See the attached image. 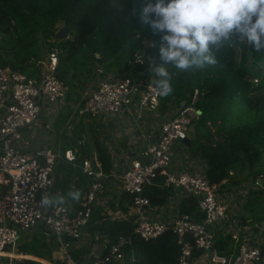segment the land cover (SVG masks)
Returning <instances> with one entry per match:
<instances>
[{
  "label": "trees",
  "instance_id": "obj_1",
  "mask_svg": "<svg viewBox=\"0 0 264 264\" xmlns=\"http://www.w3.org/2000/svg\"><path fill=\"white\" fill-rule=\"evenodd\" d=\"M142 3L143 0H0V67H9L38 79L41 62L50 49L57 46L60 51L57 76L68 87L67 104L78 89L85 90L98 74L102 80L113 75L156 84L158 77L152 73L150 65L152 57L160 62L158 49L162 34L153 33L150 26L131 15L133 6L139 10ZM61 26L68 27L69 38L55 41ZM147 41L149 45H146ZM228 47L231 50L227 52ZM253 51L250 46L233 39L215 53V65L188 72L168 65L173 92L167 97L160 96L158 109L160 118L182 106H193L199 112L192 125L191 145L187 150L194 159H199L211 182L216 183L212 172L216 169L218 155L236 158L221 175L225 178L221 190L240 186L246 190L239 197L243 204L237 211L240 214L242 210L244 214L238 217L235 213V219L239 224L251 227L264 222V168L261 165L264 154V52ZM239 56L241 62L235 66L233 61ZM248 56L250 60L246 62ZM138 57L142 63L137 61ZM255 68L257 74L253 76ZM237 99L245 102L247 117L253 116V119L231 126L228 121L232 104ZM75 117L77 114L72 116L68 109L56 122L58 131L64 129L62 133L66 139L61 146L62 153L69 148L78 149L77 168L70 163H61L68 169L61 183L62 199L71 190L72 171L77 176L75 187L80 191V198L90 187L92 180L78 165L82 159L92 156V149L102 163L104 173L113 171L109 145L103 141L95 120L86 115L77 122ZM69 121L75 124L71 139L65 130ZM83 138L87 146L78 145V140ZM164 180V176H159L154 180L159 186L154 184L145 188L144 194L152 206H165L179 192L162 186ZM259 181L263 183L259 184ZM243 183L248 186L244 187ZM119 204L126 211L132 204L131 197L125 194ZM178 208L181 214L192 219H203L195 198L184 197ZM103 212L101 206L94 208L88 227L91 233L96 229L107 240L108 246L121 236H131V244L124 249L126 264L133 256L134 264H178L180 246L171 231L147 241L133 234V219L110 220ZM51 244L41 235H35L19 243L18 250L55 264L51 261ZM237 248L230 235L221 231L216 234L215 249L219 254L234 255ZM86 253L88 249H76L72 256L79 258ZM202 254L197 250L195 257ZM0 259V264H9ZM25 264L42 263L27 260Z\"/></svg>",
  "mask_w": 264,
  "mask_h": 264
},
{
  "label": "built area",
  "instance_id": "obj_2",
  "mask_svg": "<svg viewBox=\"0 0 264 264\" xmlns=\"http://www.w3.org/2000/svg\"><path fill=\"white\" fill-rule=\"evenodd\" d=\"M59 54L57 46L50 49L40 64L38 79L0 67V258L25 264L28 259L12 258L8 254H22L18 250L19 241L37 228L53 238L64 252L55 264H82L71 257L70 243L83 244L87 240L94 208L106 204V188L119 184L121 191L131 197L133 234L148 241L171 231L180 246L178 264H264V222L251 227L235 219L239 197L246 190L241 186L221 190L222 184L211 182L197 160L174 168L176 153L187 150L184 141L190 138L199 115L193 106H182L159 117L157 129L151 127L137 157L122 168L108 174L96 157L82 159L78 166L92 183L83 192L77 210L71 211L58 203L41 205L42 195L53 189L61 155L47 147L26 150L24 132L39 121L44 106L50 112L65 106L68 87L57 76ZM137 61L142 63L140 57ZM159 104L160 94L154 82L112 76L97 83L76 114L77 119L86 115L96 120L119 117L141 129L147 117L157 115ZM74 129L75 124L69 121L65 128L69 139L73 138ZM77 143L86 145V140ZM62 157L77 166V147L67 149ZM159 176L165 177L162 186L178 190L182 199L195 198L203 219L197 221L180 213L171 220L149 219L146 211L153 206L144 194L145 188L159 184L154 181ZM220 231L231 236L238 246L237 254L225 256L215 249L216 234ZM131 242V236H121L110 246L106 241L104 252L93 257V264H126L124 249ZM8 247L12 251H7ZM197 250L203 254L195 257ZM135 261L133 256L128 264Z\"/></svg>",
  "mask_w": 264,
  "mask_h": 264
},
{
  "label": "clouds",
  "instance_id": "obj_3",
  "mask_svg": "<svg viewBox=\"0 0 264 264\" xmlns=\"http://www.w3.org/2000/svg\"><path fill=\"white\" fill-rule=\"evenodd\" d=\"M131 15L162 34L160 62L152 57L150 65L162 97L173 92L168 65L183 72L215 65V53L233 39L256 53L264 52V0H143L139 10L133 6ZM70 195L74 201L80 198L79 191ZM51 203L43 194L41 205Z\"/></svg>",
  "mask_w": 264,
  "mask_h": 264
},
{
  "label": "crops",
  "instance_id": "obj_4",
  "mask_svg": "<svg viewBox=\"0 0 264 264\" xmlns=\"http://www.w3.org/2000/svg\"><path fill=\"white\" fill-rule=\"evenodd\" d=\"M231 50L230 47L227 48V52ZM242 57H235V62L233 61V64L235 66H238L241 62ZM50 110V109H49ZM43 111V109H42ZM61 111V110H60ZM52 112V111H51ZM48 116L50 117V122H44L40 124V122H37L34 124V126L30 129H25L24 137L27 139V143L25 144L26 150H36L41 148H50L57 154L61 155V158L63 156V153L61 151L63 142H59L57 137L62 136L60 134L61 131L64 129H60L58 131V128L56 126V122L61 115V113L56 115H49L51 114L50 111L47 112ZM158 115L151 114L149 117H147L142 124L141 129L134 128L131 122H125L127 127V132H124V130H121L122 133L115 132L116 123L119 122V117H109L105 121V127L108 129L107 133L102 134L100 127L99 131L101 132L103 141L109 145L110 153L113 158V171L117 170L118 168H122L124 165L127 164V162L137 157L139 153V148L141 147L142 143L145 140L146 135L150 132L151 127H154L157 129V121H158ZM113 119L116 120V122H113ZM153 128V129H154ZM124 129V128H123ZM44 130L49 131L47 133V137ZM54 130V132H51ZM56 131L59 133L58 136L56 134ZM50 134V135H48ZM64 136V135H63ZM74 138V137H73ZM34 139V141H33ZM34 142V143H32ZM92 158L96 157L95 151L92 149ZM97 158V157H96ZM188 150L184 151V156L180 159L175 158L174 161V168L179 169L180 166L178 164H182L183 166L186 164L189 160H197V158H193ZM65 162L68 163L66 160L61 159L57 162V166L55 169V177L58 178V185L56 189H52L50 192H48V196L52 200V203H58V201L62 197V190H61V183L64 178V176L67 174L68 169L66 167L61 166V163ZM73 166V165H72ZM74 168H77L76 166H73ZM187 166H185L186 168ZM80 168V167H79ZM81 169V168H80ZM72 178H71V185H70V192L64 195L62 204L63 206L67 207L71 211H75L79 207L80 198L78 201H74L72 196L70 195L73 191H78L75 187V182L77 181V176L74 174V171ZM80 192V191H79ZM106 195H107V201L106 204L101 205L103 209V213L107 218L110 220H130L133 219L132 212L130 209V206L125 211L120 208L119 200L124 196L125 194L121 191V186L119 184H114L112 187L106 188ZM183 200L178 193L176 195L172 196L171 199L168 201V203L165 206L158 207L153 206L157 208L151 207V210L146 211V216L153 220V217H158L159 213L162 212L161 217H159V220L155 221H163V220H171L173 219L177 214H179V203ZM60 204V203H58ZM181 214V213H180ZM93 228V227H92ZM87 240L83 244H76L72 242L70 243L69 252L73 259L79 261L82 264H93V257L95 255H100L104 252V245L107 241L96 229L93 233H91L89 227H87ZM49 242H51V248H53V258L55 260H61L64 256V252L60 250V248L57 245V249L53 247V238H50ZM88 249V253H86L83 256H80L79 258H75L72 256V252L76 249ZM56 255L58 258H56Z\"/></svg>",
  "mask_w": 264,
  "mask_h": 264
},
{
  "label": "rangeland",
  "instance_id": "obj_5",
  "mask_svg": "<svg viewBox=\"0 0 264 264\" xmlns=\"http://www.w3.org/2000/svg\"><path fill=\"white\" fill-rule=\"evenodd\" d=\"M68 38H69V36H68ZM253 52H255V51H253ZM248 60H250V57L248 56V59L246 60V62H248ZM256 74H257V69L255 68V69H253L252 70V75L253 76H256ZM113 75H110V76H108L109 78L110 77H112ZM256 78H258L259 79V77H256ZM103 78H102V76H100L99 74L96 76V79H95V81L93 82H91L90 83V86L89 87H87L85 90H81V89H78L77 91H76V94H74L73 96H72V100L67 104V100H66V103H65V106H63L62 107V109H58V108H54L53 110H51L52 112H50L51 114H49V115H56V114H59V113H61L63 116H64V114H66L67 113V111H68V109H70L71 110V115L73 116L74 114H76V112H77V110H78V108L80 107V106H82V104H83V102H84V100L86 99V97H87V95L89 94V92L91 91V90H93V88H95L96 86H97V83L99 82V81H101ZM105 80V79H104ZM96 85V86H95ZM95 86V87H94ZM68 96V95H67ZM47 112H49V108H48V106H44L43 107V111H42V113H41V116H40V119H39V121L38 122H40V124H42V123H44V122H50V117L48 116V113ZM248 114V108H247V106H246V104H245V102L244 101H242V100H235L234 102H233V104H232V112H231V116L229 117V123H230V125L231 126H236V125H238V124H241V123H245V122H247L248 120H251V119H253L252 117H250V118H248L247 115ZM157 115H158V113H157ZM76 118V120L75 121H79L80 119H77V117H75ZM248 118V119H247ZM94 119V118H93ZM120 120H119V122L118 123H116V128H115V132H117L118 134L119 133H122V134H124L121 130H124V132H127L128 130H127V127H126V124H125V119H123V118H119ZM95 120V123H96V126L98 125L99 127H100V130H101V132H102V134H106L107 133V131H108V129H106V127H105V121H106V119L105 118H99V119H94ZM113 122H116V120L115 119H113ZM67 124V123H66ZM66 124H65V127H66ZM98 126H97V128H98ZM124 128V129H123ZM99 129V128H98ZM44 131H46L45 132V134H46V136L45 137H47V133L49 132V131H47V130H44ZM51 132H54V130H52ZM100 132V131H99ZM56 134H57V136H58V132L56 131ZM60 134H62V131L60 132ZM48 135H50V134H48ZM76 137V136H75ZM57 139H58V141L59 142H63L64 141V136L62 135V136H58L57 137ZM77 139V138H76ZM85 139V138H84ZM66 140V139H65ZM86 140V139H85ZM33 141H34V139H33ZM27 143V139H25L24 140V143H23V146L25 145ZM32 143H34V142H32ZM62 144V143H61ZM87 146V145H86ZM73 148H76V147H73ZM72 148V149H73ZM180 148L181 149H183L184 148V146L183 145H181L180 146ZM69 149H71V148H69ZM62 151V150H61ZM66 151V150H65ZM91 152H92V150H91ZM189 152V151H188ZM64 154V153H63ZM183 155H184V153L183 152H181V151H179V152H177L176 153V156H177V158H179V157H183ZM61 159H64L63 157L62 158H59V160L58 161H60ZM65 160V159H64ZM236 160V158L235 157H233V156H229V155H225V154H220V155H218L216 158H215V162H216V169L212 172V179L217 183V184H221L222 182H223V180L225 179L224 178V176H221L224 172H225V170H226V168H227V166L230 164V163H232V162H234ZM261 165H262V168H264V154H263V157H262V162H261ZM261 184V183H260ZM241 185H243L244 187H247L248 185L247 184H241ZM236 188V187H235ZM235 190L236 189H234V190H232L233 192H235ZM236 194H234V195H232L233 197L235 196ZM242 204H243V202H242ZM241 203L239 204V207L242 205ZM237 211H238V209H237ZM236 211V213L238 214L237 216L239 217V216H241V214H244L243 213V211L241 210L240 211V214H239V212H237ZM161 215H162V212H160L159 213V216L157 217H153V220L155 221V220H159V217H161ZM40 230L41 229H33L29 234H27L26 236H24L23 238H22V240L21 241H19V243H22V242H24V241H26V240H28L31 236H35V235H37V236H42L43 238H44V240H46L47 242H49V240H50V238H49V235H47V234H43V233H41L40 232ZM39 232H40V235H39ZM53 247L55 248V249H57L58 247H57V245H56V242H55V240L53 239ZM7 251H12V249H11V247H8L7 249H6ZM31 257H33L34 259V261H36L37 259V261L36 262H40V263H42V264H52L51 262H49L46 258L45 259H41V258H37V257H35V256H31ZM56 258H58V256L56 255ZM5 261V263H9V264H15V263H17V264H19V263H21V262H19V261H15V259H13L11 262H7V260L6 259H4ZM32 260V261H33ZM0 261H1V259H0ZM51 261H54V262H58V260H55L54 258L53 259H51Z\"/></svg>",
  "mask_w": 264,
  "mask_h": 264
},
{
  "label": "water",
  "instance_id": "obj_6",
  "mask_svg": "<svg viewBox=\"0 0 264 264\" xmlns=\"http://www.w3.org/2000/svg\"><path fill=\"white\" fill-rule=\"evenodd\" d=\"M68 31H69V29H68V27L67 26H61L59 29H58V31L56 32V34H55V37H54V39H55V41H61V40H64V39H67L68 38ZM150 44V42L149 41H147L146 42V45H149ZM198 114H199V112H198ZM154 137H152V142L154 141ZM184 143H185V145L187 146V147H190V145H191V138H188L187 140H185L184 141ZM261 184L263 183V181H259ZM57 185H58V178L57 177H55V180H54V184H53V188L54 189H56L57 188Z\"/></svg>",
  "mask_w": 264,
  "mask_h": 264
},
{
  "label": "bare ground",
  "instance_id": "obj_7",
  "mask_svg": "<svg viewBox=\"0 0 264 264\" xmlns=\"http://www.w3.org/2000/svg\"><path fill=\"white\" fill-rule=\"evenodd\" d=\"M9 256H11L12 258H20V259H28V260H33L34 258L33 257H31L30 255H28V254H24V253H22V254H13V253H11V254H8ZM38 260V259H37ZM36 260V261H37ZM34 261V260H33Z\"/></svg>",
  "mask_w": 264,
  "mask_h": 264
}]
</instances>
